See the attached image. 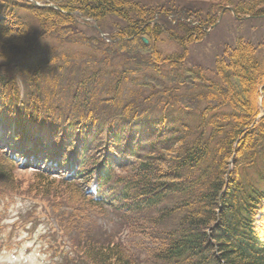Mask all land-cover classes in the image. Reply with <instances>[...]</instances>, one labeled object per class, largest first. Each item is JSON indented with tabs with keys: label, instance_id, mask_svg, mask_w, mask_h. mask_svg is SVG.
Returning a JSON list of instances; mask_svg holds the SVG:
<instances>
[{
	"label": "trees",
	"instance_id": "trees-1",
	"mask_svg": "<svg viewBox=\"0 0 264 264\" xmlns=\"http://www.w3.org/2000/svg\"><path fill=\"white\" fill-rule=\"evenodd\" d=\"M201 1L206 19L194 2L0 0V193L18 160L44 164L29 188L76 233L60 263L264 264V58L239 40L214 78L181 67L216 12L264 17V0Z\"/></svg>",
	"mask_w": 264,
	"mask_h": 264
},
{
	"label": "rangeland",
	"instance_id": "rangeland-1",
	"mask_svg": "<svg viewBox=\"0 0 264 264\" xmlns=\"http://www.w3.org/2000/svg\"><path fill=\"white\" fill-rule=\"evenodd\" d=\"M144 6L159 7L161 5H174L181 7L189 2L201 9L202 17L206 19L207 14H213L207 3L201 0H134ZM217 19L214 25L205 29V34L200 40H193L186 44V59L181 64L184 68H201L207 78H214V65L218 56L224 54L227 47L233 46L237 41H247L256 47V53L261 59L264 58V17H242L237 18L232 11L216 12ZM101 35V33H99ZM102 35L105 34L102 32ZM155 46L162 54L182 51L181 45L172 42L164 36L159 37ZM71 49V48H70ZM93 55L100 58L98 51H92V47H82ZM73 50V48H72ZM100 54V55H99ZM157 83L161 84L162 75H157ZM132 78H140L135 74ZM149 77H146L148 81ZM138 80V79H137ZM141 79L139 80L140 83ZM23 92V86L18 81ZM147 83V82H146ZM21 97V95H20ZM5 132L0 131V149L6 150ZM79 143H77L78 145ZM107 154L113 159L119 160L113 150H107ZM19 165L14 170V188L11 192L0 193V264H62L61 257L68 252L67 239L70 234L75 235V229L70 227L66 230L60 227L55 219L47 200L52 203V199H42L40 195L34 193L29 188L34 183L36 171L45 168L39 162H28L18 160ZM47 166V165H46ZM47 172H52L49 178H58L61 172L58 169L49 168ZM63 174V172L61 173ZM95 217V216H94ZM94 230H98L99 225H103L102 220L94 218ZM108 221L105 223L107 224ZM104 224V225H105ZM92 227V226H91ZM86 227L85 229H87ZM120 227H113L112 230ZM105 230L102 228V231ZM125 233V231L123 230ZM68 236V237H67Z\"/></svg>",
	"mask_w": 264,
	"mask_h": 264
},
{
	"label": "water",
	"instance_id": "water-1",
	"mask_svg": "<svg viewBox=\"0 0 264 264\" xmlns=\"http://www.w3.org/2000/svg\"><path fill=\"white\" fill-rule=\"evenodd\" d=\"M224 10V9H223ZM142 41L146 44L148 40L145 37H141Z\"/></svg>",
	"mask_w": 264,
	"mask_h": 264
}]
</instances>
